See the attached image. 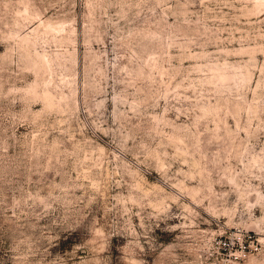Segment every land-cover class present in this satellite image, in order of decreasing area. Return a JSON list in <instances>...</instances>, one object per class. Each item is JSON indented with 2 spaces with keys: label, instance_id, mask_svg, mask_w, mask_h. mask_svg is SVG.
I'll return each instance as SVG.
<instances>
[{
  "label": "rangeland",
  "instance_id": "1",
  "mask_svg": "<svg viewBox=\"0 0 264 264\" xmlns=\"http://www.w3.org/2000/svg\"><path fill=\"white\" fill-rule=\"evenodd\" d=\"M0 264H264V0H0Z\"/></svg>",
  "mask_w": 264,
  "mask_h": 264
}]
</instances>
